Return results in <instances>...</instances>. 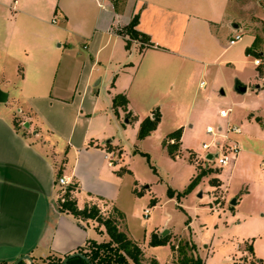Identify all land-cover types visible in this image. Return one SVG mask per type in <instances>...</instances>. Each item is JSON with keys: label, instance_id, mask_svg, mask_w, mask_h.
<instances>
[{"label": "crops", "instance_id": "1", "mask_svg": "<svg viewBox=\"0 0 264 264\" xmlns=\"http://www.w3.org/2000/svg\"><path fill=\"white\" fill-rule=\"evenodd\" d=\"M230 1L0 0V90L7 93L0 102V264H13L25 254L32 264L47 256L63 259L87 240H107L96 221L58 209L56 170L61 168V176L77 185L72 197L78 208L102 203L121 213L115 202L118 169L123 167L116 169L113 158L122 149L105 138L120 129L122 118L138 128L156 109L160 121L142 140L160 127L164 110L181 118L180 102L193 78L209 66L250 65L249 74L236 76L246 84L245 92L248 87L255 92L258 105L250 115L264 123V44L256 47L257 54L246 52L257 37L229 10ZM134 15V29L147 38L145 43L125 33ZM236 33L246 41L239 54L224 57ZM117 94L127 103L114 110ZM179 126L161 133L162 145L168 133L184 127ZM110 153L111 162L105 158ZM195 175L196 170L190 179ZM217 178L218 185H209L226 189ZM120 219L123 222V215ZM90 224L97 238L90 234ZM119 225L141 247L144 263L155 258L145 257L144 250L152 253L160 245L150 246V236L140 244ZM152 232L160 236V229ZM247 240L252 259L264 264L258 240ZM166 244H172L170 238ZM171 252L166 263L174 260ZM194 254L200 257L195 248Z\"/></svg>", "mask_w": 264, "mask_h": 264}, {"label": "rangeland", "instance_id": "2", "mask_svg": "<svg viewBox=\"0 0 264 264\" xmlns=\"http://www.w3.org/2000/svg\"><path fill=\"white\" fill-rule=\"evenodd\" d=\"M228 8L245 30L257 37L260 48L264 44V0H231ZM245 41L244 37L228 46L224 57L239 54ZM219 44H224L223 39ZM250 71V65L237 62L222 64V67L209 66L193 78L189 94L180 102L181 118L177 120L169 110H164L160 127L145 140L137 138L139 127L122 118L120 129L105 139L122 149L116 151L119 157L122 154L118 162L117 154L113 158L116 169L127 167L132 171L131 174L118 173L120 193L115 203L123 222L117 220L110 205L99 203V214L116 218L119 227L124 225L126 232L140 244L146 242L156 228L160 233L167 229L170 232L165 236L172 244L191 242L204 264H251L252 257L245 249L249 245L247 239H257V248L263 253L259 258L264 262V234L260 236L264 224V123L250 115L254 113L252 108L258 105L252 88L248 87L244 93L234 89L235 80L241 81L236 75L241 77ZM201 80L204 84L199 89L197 85ZM228 108L230 122L241 129L235 136L241 150L234 162L220 170L212 162H197L192 159L193 155L188 158L192 149L203 154L202 142L211 139L206 126L224 124L226 120L220 116V111ZM262 112L264 116V110ZM178 123L184 126L181 128L183 148L181 153H176L177 158H172L163 148L161 133ZM195 170L196 174L201 170L205 174L198 180L200 184L189 187ZM217 176L224 181L226 189L209 185L210 179ZM98 185L103 184L98 182ZM169 190L174 194L169 195ZM59 193H64L62 188ZM153 197L156 203H151ZM233 198H237L235 204H231ZM216 202H220L219 207L212 210ZM144 208L150 210L147 219L141 215ZM89 227L90 234L97 238V230L92 224ZM144 251L145 257L152 254L159 264H165L172 253L169 244L157 246L152 253L148 249ZM52 258L47 256L41 263L47 264Z\"/></svg>", "mask_w": 264, "mask_h": 264}, {"label": "trees", "instance_id": "3", "mask_svg": "<svg viewBox=\"0 0 264 264\" xmlns=\"http://www.w3.org/2000/svg\"><path fill=\"white\" fill-rule=\"evenodd\" d=\"M137 24V15H134L130 22L125 26V33L130 38L138 39L141 43L146 42V37L137 32L134 29V26ZM257 39H255L252 46L246 49L247 53H255L257 47ZM129 42L127 41L126 47H128ZM127 103V100L124 95L117 94L112 99V107L114 110L117 107H124ZM160 121V113L156 109L152 116H146L139 123L137 138L143 139L147 135L150 134L156 127L158 122ZM181 136V128H177L172 132L168 133L165 136V140H163V145L166 148V151L169 156L174 157V155L179 150V140ZM169 139H174L173 143H168ZM167 141V142H166ZM144 154V153H142ZM191 158V157H188ZM200 164H197L199 167ZM129 172V170L125 168H120L118 173ZM205 174L204 170H201L197 173L190 181L189 187H192L197 184L198 180ZM61 177V168L56 170L55 174V182L57 184L58 178ZM211 185H218V178L210 179ZM77 188L76 184H68L64 188V193L62 197L64 200L60 202L58 200V209L60 211L68 212L79 218L81 220H94L97 224L102 225L104 230L108 236V239L105 241L97 242L95 240H87L83 246L78 247V253L83 254L88 258L90 264H158L155 258H149L147 262H143V251L141 247L132 241L125 232L118 229L116 218L113 216L103 217L99 214V208L95 204H91L89 206L85 205L83 208H78L76 205L75 199L72 197V192ZM169 195H173L174 192L169 190ZM180 194H178L179 196ZM153 203V200L151 201ZM116 214L120 218L122 214L116 211ZM117 217V216H116ZM168 236L160 237L159 234L155 232H151L150 239L148 244L150 246L164 245L168 242ZM171 249L175 252L174 260L170 263L166 264H204L203 260L196 254H194V245L188 241H180L177 246L174 244H170ZM249 253H252V245L249 244L245 248ZM67 256V255H66ZM65 256V257H66ZM64 257V258H65ZM63 258V259H64ZM62 258L54 257L47 264H61L63 261ZM21 261L19 264H22ZM252 264H262L261 261H256L255 259H251ZM42 264V263H36ZM65 264H88L82 257L80 256H72L70 257Z\"/></svg>", "mask_w": 264, "mask_h": 264}, {"label": "built area", "instance_id": "4", "mask_svg": "<svg viewBox=\"0 0 264 264\" xmlns=\"http://www.w3.org/2000/svg\"><path fill=\"white\" fill-rule=\"evenodd\" d=\"M241 39V34L236 33L234 34L229 40L228 44L233 45L237 41ZM254 63L256 65L259 64V60L255 59ZM203 85V82H201ZM230 109H225L220 111V116L225 118V123L217 126H206L205 130L206 133L210 134L211 139L208 142H202L201 149L203 154H198L195 150L188 152V157L192 156V159L197 160V162L202 163L203 161L212 162L213 166L223 170L229 163L232 161L234 162L236 156L239 154L241 150V146L236 139V135L241 133V129L239 126L232 124L229 119ZM174 139H169L168 143H173ZM207 154H211V158L208 159L206 156ZM105 158L108 159L110 162L112 160L111 154H105ZM57 184L63 189L69 182L63 177H59ZM58 200L62 202L64 198L62 194H59ZM220 202H216L211 209L215 210V206L219 207ZM149 215V209L145 208L142 211V216L147 218ZM250 261V260H249ZM251 262V261H250ZM252 264V263H251Z\"/></svg>", "mask_w": 264, "mask_h": 264}, {"label": "water", "instance_id": "5", "mask_svg": "<svg viewBox=\"0 0 264 264\" xmlns=\"http://www.w3.org/2000/svg\"><path fill=\"white\" fill-rule=\"evenodd\" d=\"M235 25H236V24H235ZM255 87H258V85H256ZM246 88H247L246 84L242 83V82L239 81V80H235V83H234V89H235L236 92H238V93H244V92L246 91ZM221 93H222V91H221ZM6 99H7V93L4 92V91H2V90H0V102L3 103V102L6 101ZM126 121H127V119H125V122H126ZM24 126H28V123H27V122H24ZM206 157H207L208 159H210V158H211V154H207ZM200 195H201V193H199V196H200ZM235 203H236V199L233 198V199L231 200V204H235ZM167 232H168V230H167V229H164V230L160 233V236H161V237L165 236V234H166ZM75 255L82 257V258H83L88 264H90V261L88 260V258H87L86 256H84L83 254L78 253V252H74V253L68 254V255L63 259V261H62L61 264H65V263L67 262V260H68L70 257L75 256ZM22 260H28V261H29V264H32V261H31L30 257H29L28 255H26V254L20 256V257L16 260V262H14L13 264H19Z\"/></svg>", "mask_w": 264, "mask_h": 264}]
</instances>
